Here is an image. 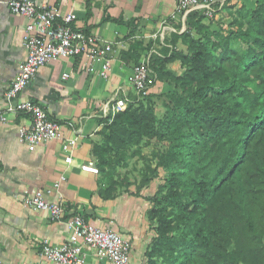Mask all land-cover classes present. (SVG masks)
<instances>
[{"label": "trees", "instance_id": "obj_1", "mask_svg": "<svg viewBox=\"0 0 264 264\" xmlns=\"http://www.w3.org/2000/svg\"><path fill=\"white\" fill-rule=\"evenodd\" d=\"M240 14L226 31L189 12L185 47L152 57L158 79L173 84L163 112L148 93L101 119L93 154L104 198L130 186L116 171L145 139L168 146L155 167L166 176L143 196L156 231L143 264H264V0ZM177 59L182 74L167 66Z\"/></svg>", "mask_w": 264, "mask_h": 264}, {"label": "crops", "instance_id": "obj_2", "mask_svg": "<svg viewBox=\"0 0 264 264\" xmlns=\"http://www.w3.org/2000/svg\"><path fill=\"white\" fill-rule=\"evenodd\" d=\"M1 1L0 107H3L5 91L26 56L22 40L28 18L13 13ZM37 1L64 12L74 10L80 25L115 45L105 56L111 58L108 77L99 71L105 58L97 57L96 70L89 71L83 68L80 57H63L41 66L22 92L23 97L41 102L64 124L66 136L73 132L65 121L73 120L81 128L75 147L65 150L62 140L57 138L31 150L18 134L21 125L30 124L28 115L11 116L8 121L0 122V259L8 264H52L41 256V245L46 239L52 243L65 241L69 229L65 220H53L47 209L28 203L39 191L45 190L47 199L66 202L67 217L83 213L95 224L113 227L127 235L132 241L130 264H143L145 250L156 234L143 212L149 201L128 191L104 198L100 193V172L87 171L81 166L90 161L96 163L93 146L102 139L99 130L104 117L101 114L116 89L121 87L130 97L135 96L131 81L133 65L137 62L135 53L141 58L153 44L162 52L166 44L185 47L178 36L181 31L176 30L187 27L182 23V14L176 10L178 0ZM257 4L258 0H226L214 17L204 18L203 22L211 29L223 30L229 27L238 10L254 9ZM164 26V39L155 38ZM167 66L176 74L185 70L180 59L168 62ZM65 73H68L66 77ZM172 88L173 84L162 79L152 85L149 93L156 101L159 114L164 110L165 94ZM70 154L72 160L66 161ZM86 264H98L96 256L89 253Z\"/></svg>", "mask_w": 264, "mask_h": 264}, {"label": "built area", "instance_id": "obj_3", "mask_svg": "<svg viewBox=\"0 0 264 264\" xmlns=\"http://www.w3.org/2000/svg\"><path fill=\"white\" fill-rule=\"evenodd\" d=\"M225 1L178 0L176 10L182 14V23L185 26L189 12L201 11L205 16L212 18ZM1 2L13 13L27 17L28 23L22 40L26 56L17 76L5 91V105L0 107V122L8 121L11 116L28 115L30 124L21 125L18 134L29 149L34 150L44 141L59 138L64 149L70 150L78 144L81 128L77 127L73 120L65 121L73 132L72 135L66 136L63 134L64 124L53 117L41 102L23 97L22 92L36 77L41 66L63 57H80L83 68L89 71L96 70L94 60L97 57L105 58L99 71L102 76L108 77L111 71V58L105 56L113 49L115 42L103 40L98 34L80 25L78 15L72 9L64 12L37 0H2ZM165 27L154 37L163 40ZM176 30L183 32L185 27ZM166 45L173 48L170 44ZM154 54L161 52L157 47L151 46L133 65L131 81L135 97H130L118 87L101 116L110 117L112 120L115 114L125 110L130 102L137 101L149 93L158 79L152 67ZM67 75L68 73H65L64 76ZM71 160L72 155H67L66 161ZM81 167L94 173L100 172L98 165L92 161L83 163ZM28 203L34 207L47 209L53 220H65L69 229L67 239L61 243L44 240L40 253L46 261L52 264H86L88 254L92 253L96 256L98 264H130L132 241L124 233L110 226L95 224L83 213H73L67 217L66 202L62 199L56 201L47 199L45 190L39 191L28 200ZM0 264L8 263L0 259Z\"/></svg>", "mask_w": 264, "mask_h": 264}, {"label": "rangeland", "instance_id": "obj_4", "mask_svg": "<svg viewBox=\"0 0 264 264\" xmlns=\"http://www.w3.org/2000/svg\"><path fill=\"white\" fill-rule=\"evenodd\" d=\"M241 17L240 10H238L237 15L233 16L229 21V27L236 26L233 23L237 18ZM233 24V25H231ZM229 30V28H225ZM245 46V44H243ZM161 113V112H160ZM167 145L163 142H158L155 139H145L142 142V152L133 158L128 160V166L119 167L116 171V176H119L120 179L123 177L128 179L130 186L125 185L121 188L122 191H128L131 193H139L140 195L146 197L157 192L159 183L166 176V170L161 169L159 174L155 175V167L157 166L159 154L167 149ZM152 181L147 182L145 177L152 176ZM151 207V203L147 205V208L144 209V214L147 215L148 209ZM150 222L155 224L154 220ZM155 229V228H154Z\"/></svg>", "mask_w": 264, "mask_h": 264}]
</instances>
